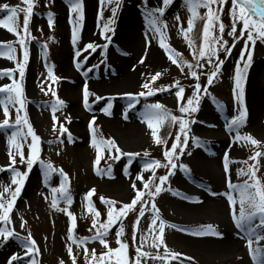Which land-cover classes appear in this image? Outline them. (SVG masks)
<instances>
[{
    "label": "rangeland",
    "instance_id": "1",
    "mask_svg": "<svg viewBox=\"0 0 264 264\" xmlns=\"http://www.w3.org/2000/svg\"><path fill=\"white\" fill-rule=\"evenodd\" d=\"M75 2L76 0H33L28 35H25L23 27L24 11H18L15 21L19 36L0 25V87L11 86L13 81L21 84L25 103L19 114L22 118L27 114L35 134L40 137L39 159L30 170L26 162L21 163L19 155L16 156L14 167L28 175L10 213L9 221H0V228H7L15 233L7 239L0 235V264H32L33 260L36 264H60L61 261L72 264L73 256L76 264H90V256L88 260L85 258V247L89 250L95 249L97 256L107 252L98 240L91 238L97 229L103 231L100 225L107 222L109 208L118 211L123 204L130 203L135 196L132 184H136V189L143 190L144 181L152 176L150 169L145 170V164L154 160L160 161L161 165L166 164L164 151L171 149L178 133L183 140L179 122L166 120L157 128V136L164 142H156L152 135L153 130L144 119L146 105L156 103L163 105L172 116L189 121L186 129L188 143L186 146L181 144L184 148L183 154L177 149L174 160L177 168L172 170L174 174L163 185L165 189L171 188V191H163L154 201L144 197L148 201L144 205L147 210L138 225L135 224L138 210L136 213L129 212L113 224L105 237L109 246L112 249L118 248L117 240L121 241L126 230L125 236L134 249L129 251L132 254L129 259L126 250L128 264H135L138 258L137 248L141 245L142 251L150 255L139 257L140 264H258L249 247L248 235L236 226L226 193L237 197L235 212L238 215V193H233L227 187V181L230 179L233 184H241L247 180L248 177L240 174V170L247 172L249 165L257 163L249 158L255 152H264V120L259 123L252 117L250 107V103L254 102L260 116L264 113V41L258 40L255 44L252 62L243 81L245 120L238 129H230L229 122L239 114L240 105L234 94L235 68L237 63L243 67L240 54L245 45L246 33L235 43L231 55L226 59L225 53L220 52L219 58L225 62L214 83L208 85L207 74L213 70V66L207 62V57L199 58L198 52L193 54V49L189 47L182 31L187 30L188 19L191 17L186 0H172L167 7L163 0H118V6L117 0H79L83 11L82 20L78 18L77 12L72 11ZM4 5L9 9L27 7L24 0H0V20L10 14L3 8ZM159 8L165 9L162 15L153 11ZM231 8L232 4L228 3L225 17L227 24L223 33V39L227 40L229 47L233 43V37L227 35L232 25ZM206 11L203 7L197 9L201 17ZM128 12L132 15L124 22ZM149 12L158 17L157 24L161 26L163 39L173 52L170 53L160 46L161 34L156 33L149 24ZM49 13L52 14L51 26ZM252 18L257 19L254 14ZM197 22L198 25L188 33L196 49L203 43L204 20L197 19ZM242 26V21L237 22L236 36H240ZM74 29L77 36L75 43ZM129 33L138 36V39L152 36L161 54L166 57V62L143 68L136 82L124 88L120 83L113 84V78H104L117 77L115 65L123 57L124 50H127L124 38ZM214 35H220L218 27L214 29ZM21 37L25 38V47L29 53L22 80L18 69V63L23 62L24 49L19 44ZM89 43L94 45L95 51L86 48ZM248 43L251 50L253 46L251 42ZM9 45L15 49L11 53L15 59L8 58ZM177 53L179 55H175ZM170 55H175L177 60L181 56L184 61L188 60L192 64L199 59L203 64V68H194L201 85L198 94L194 95L197 79L190 75L186 65L181 70V67L173 64L169 59ZM246 57L247 53L245 59ZM49 70L58 80H51ZM157 73L164 75V81H158L155 87H150L151 77ZM95 82L108 84L103 88L95 85ZM177 82L184 89L183 99L175 95L179 90L175 87ZM250 82L255 83L253 91L248 89ZM145 83H149V89L143 88ZM85 86L89 93L87 100L84 96ZM150 89L165 90L155 91L152 96L138 95ZM7 95L6 92H0V100H5ZM189 98H193L191 107L197 108L190 115L180 112L181 106L189 107ZM58 100L63 101V104L57 105L54 112L53 105ZM130 103L133 107H129ZM7 107L9 125L0 127V169H7L11 164L9 153L15 152V149L9 140L18 129L22 132L20 143L23 145L25 159L31 155L29 145L32 140L31 136H26L27 126L23 123L16 124L17 108L20 105L9 103ZM3 108L4 105L0 104V123L5 119ZM105 109L108 111L105 112ZM53 115L57 118L55 121ZM209 116L212 121L217 122L215 128H206L205 117ZM61 126L67 131L61 132ZM237 132L241 137L251 135L260 142L252 145L251 154L247 155L245 152L249 141L234 139ZM93 140L97 142L95 145ZM101 141L104 143H100ZM108 141H114L120 152H116L115 148L109 150ZM98 155L100 160L96 163ZM225 155L228 157V172L224 169ZM117 156L119 159L115 158ZM258 161L257 176L264 182V156L259 157ZM48 164L55 169L50 174H47ZM180 165L189 171H184ZM61 170L67 179L61 175ZM167 174L168 169L163 166L155 169L156 177ZM137 176H143L144 180H138ZM11 181L10 170L0 171V191L5 187L14 190L16 185ZM156 183H159L158 179ZM62 184L65 185L66 192L62 194L56 191L59 200L57 206L53 207V189H60ZM93 189V194L87 196ZM174 192L179 195H173ZM65 196L71 197V204L67 203ZM98 196H104L115 203L109 205L101 202ZM9 197L10 193H6L3 202ZM215 198L220 204V210H215L211 205ZM153 202L159 209L160 219L166 222L164 244L156 241L158 246H153L154 237L159 235L160 222L157 220L156 226L151 225L154 216L151 210ZM68 213L72 215L69 216ZM93 219L97 220L95 228ZM121 224L124 230L117 237L116 233ZM257 224L258 218L253 227ZM206 225L215 227L221 236L198 237L191 234ZM259 235L264 237V230H260ZM29 237L36 242L38 251L25 255ZM73 238L77 241L87 239L85 244L78 246L73 243ZM252 241L251 248L264 249V238L257 240L253 236ZM231 243H235L237 248L229 252L207 250L209 247L220 248ZM165 245L168 253H178L186 261L162 256L166 255ZM69 246L72 248V256L68 252ZM13 256H18L19 259L12 260ZM259 259L264 260V256ZM117 261L118 257L112 255L110 258L106 257L105 264H117Z\"/></svg>",
    "mask_w": 264,
    "mask_h": 264
},
{
    "label": "snow or ice",
    "instance_id": "2",
    "mask_svg": "<svg viewBox=\"0 0 264 264\" xmlns=\"http://www.w3.org/2000/svg\"><path fill=\"white\" fill-rule=\"evenodd\" d=\"M111 2V0H110ZM24 3L27 5L25 9H18V8H8L7 5H4L3 8L7 10L10 14L5 17L4 19L0 20V25L7 28L9 31L16 33L19 36V32L17 31V28L15 27V21L17 19V13L18 11H24V20H23V27L25 35H28V24H29V18L32 15L33 10V0H24ZM163 3L165 7H167L169 4L172 3V0H163ZM226 3V0H186V4L188 7V10L191 12V17L188 19V28L187 30H183L185 38L188 41V45L190 48L193 49V54L195 55L198 52L199 58H205L207 57V62L209 64H212L213 70L207 74V84L212 85L214 83L215 78L220 74L221 67L224 64V60L219 58L220 52L225 53V59L231 55L232 48L235 47V43L241 38L245 36L246 33V40L244 48L241 50L240 54V60L243 61V67L240 66V63H237L235 68V89L234 94L236 96V99L240 105L238 109V115L233 117L231 121L228 124V127L230 129H238L239 126L244 122L246 117V108L244 107V86L243 81L245 79V75L247 72V69L249 68L252 57H253V50L254 46L257 43V41H264V0H240L238 3V0H232V8H231V16H232V25L231 30L228 31L227 35L230 37H233V43L232 46H228L227 40L223 39V33L225 31V25L223 21L221 20V12L223 9V5ZM213 5H216L217 7H213ZM117 6H118V0H117ZM203 7L207 11L203 17L199 15L197 12V9ZM164 8L155 9L153 11L159 12L161 15L164 12ZM72 11L77 12L79 14V19H83V11H82V5L79 2V0H76L75 3L72 5ZM116 9H113V15H115ZM255 15L259 19H253L252 15ZM148 22L152 26L153 30L156 33L161 34L160 39V46L164 48L168 52H173L169 45H167L163 39V34L161 32V26H158V17H155L152 12H149L147 14ZM178 19V17H177ZM197 19L204 20L203 24V30H202V38L203 43L202 45L196 49L194 45V41L189 38L188 33L192 32L194 27V22ZM242 21V28L240 29V36H236L237 32V22ZM53 23L52 21V14L49 13V26H51ZM107 28V25L105 26ZM163 27H166V25H163ZM218 27L220 35H214V29ZM255 34V35H254ZM77 36L76 31L74 29L73 31V43L76 42ZM251 42V45L253 48L249 49V43ZM20 46L24 49L23 51V62L18 63V69L19 74L21 77V80L24 77L25 74V65L27 64L29 53L27 51V48L25 47V38L21 37L19 39ZM87 49H92L95 51V47L93 44L89 43L86 45ZM8 58L9 59H15L11 53L15 52V49L11 47V45L8 46ZM245 53H247V57L245 59ZM2 54V53H0ZM79 55V52L77 53ZM175 55H179L178 53ZM175 55H170L169 59L172 61L173 64H176L178 67H181V70H183V66L186 65L189 69L190 75L197 79V83L194 85V95L198 94L201 90V85L199 83V76L196 70H194L195 67L203 68V64L200 63V60L198 59L196 61V64L193 65L192 63H189L187 61H183L181 57V61H178L175 58ZM213 58H215V62H213ZM143 63V58L140 61ZM79 67V65H77ZM160 73H157L156 75L151 77L150 82H154ZM49 77L53 82L58 80L57 77L52 75L51 70H49ZM149 82V83H150ZM149 83H145L143 85V88L149 89ZM176 88L179 90L176 91L175 95L179 99H183V93L184 89L183 87L179 86V83L177 82L175 85ZM44 90L43 88L41 89ZM49 90H51V86H49ZM165 89H156L155 91H164ZM154 90H148L146 92H140L138 95L140 96H152L155 94ZM206 91V89H205ZM0 92H6L8 93L5 100H0V104L4 105L3 108V114L5 116V119L2 123H0V127H7L9 125V109L7 105L9 103L16 104L18 103L20 105L19 108H17V116H16V124L20 125L23 123V125L27 126V134L26 136H31L32 143L29 145L31 155L25 159L24 153H23V145L20 143V138L22 136L21 130H17L12 133L11 138L9 140L10 145H12L15 149V152H10V160L11 164L8 166L7 169H0V171H8L10 170L12 173V184L16 185L14 190L10 187H5L3 191H0V221H3L7 223L10 219V213L13 210L14 204L21 192V189L25 183L26 177L28 175L27 172L21 173L17 171V169L14 167L16 164V156L19 155L20 162L27 164L28 169L30 170L32 168V165L36 162V160L39 159L38 153H39V141L40 137L35 134V131L32 127V125L29 123L27 114L25 113V116L22 118L20 116L21 109L24 108V99H23V89L21 84L17 83L16 81H13L12 85H5L3 87H0ZM14 93V95H13ZM53 95H55V92H53ZM89 95L87 86L84 88V96L85 100H87V96ZM132 95V94H127ZM99 99V97L97 98ZM198 103V100L196 101ZM63 101H57L56 105H53V111L55 112L57 105H62ZM187 104L189 107H180L181 113H188L189 115L192 112H196V107H191L193 105V98H189L187 100ZM111 105H109V108ZM129 107H133V105L130 103ZM105 112L108 111V109L104 110ZM57 118L55 115H53V120L55 121ZM95 118H93L94 120ZM144 119L148 123L149 128H151L152 135L156 139V142L163 143L158 136H157V128L162 125L166 120H170L172 123L179 122V130L180 133H183V140L181 135L178 133L175 137V141L171 145L170 150L164 151L163 155L165 159L167 160V163L164 165H161L160 161H152L150 163L145 164V170H151L152 176L144 181L143 183V190L136 189V184H132V188L135 190V196L131 200L130 203L123 204L122 207L119 208L118 211H115L113 208H109L107 213V222L100 225V228L103 229V231H100V229H97L95 235L91 238L93 240H98L101 245L105 249H107V252L101 253L99 256H97L95 249L89 250L87 247L84 248V254L86 260L89 259L90 256V264H105V259L110 258L112 255H116L118 257L117 264H128V260L125 257V253L127 248L129 247L128 244L121 242L119 239L117 240V243L119 244V247L116 249H112L108 241L105 239L108 229L115 224L118 220H121L122 217L126 216L129 212L136 213L138 210V216L137 220L135 222L136 225L139 224L140 218L144 217L145 211L147 210L145 208V204L148 203L147 200L144 199L145 196L152 198L153 201L156 196L160 195L163 191H171V188L165 189L163 185L169 180V176L173 175L174 169L177 168V164L174 162L175 160V153L177 152V149H179L180 154H183L184 148L181 147V144L187 145L188 143V136L186 129L188 128L189 121L184 120L182 117H176L172 116L167 109L164 108L163 105L156 103L151 105H146V111L144 113ZM67 131L66 129L61 126V132ZM26 136L24 138H26ZM235 140L239 141L241 139L249 141L252 145H258L260 142L251 137V135H247L244 137H241L239 133L237 132V135L234 137ZM97 142L93 140V144L95 145ZM100 143H104L101 141ZM109 146V150L111 148H115L116 152H120V149L115 146L114 141H108L107 142ZM132 155V154H129ZM138 155V154H137ZM147 156L148 153H145ZM264 156V152H255L253 156H251L249 159L256 161V164H252L248 166V171L245 172L243 169L240 170V174L245 175L248 177L247 180H245L241 184H233L231 183V180L229 179L227 181V187L232 189L233 193H238V200H239V214L236 215L235 212V206L237 204V197L234 196L232 193H226L228 202L232 206L233 209V219L235 220L237 228L243 229L246 234L248 235V244L249 247L253 253V258L258 260V264H264V260H260L259 258L261 256H264V249H261L259 247L257 248H251L252 245V237L255 236L257 240L262 239L264 237H261L259 235L260 230H264V182L261 181V179L257 176L258 171V158ZM116 159H119V157H115ZM100 156H97L96 163H99ZM165 167L168 169L167 175H162L159 177H156L155 175V169L158 167ZM180 167L184 168V171H189L185 166L180 165ZM224 169L226 172L229 171L228 167V157L225 155L224 157ZM52 171H55V169L52 167L51 164L47 165V174H50ZM110 171V169H109ZM61 175L65 176V179H67L66 175L61 170ZM138 180H144L143 176H137ZM159 180V183H156V180ZM60 191L62 194L66 192V188L61 185L60 189H53V192ZM94 192V189L90 191L87 196H91ZM6 193H10L9 199H7L6 202H3V197ZM173 195H179L178 192H174ZM215 195V193H213ZM65 199L68 204H71L72 200L70 196H65ZM102 202H105L109 205H113L115 202L111 200L105 201L103 197H101ZM137 205H139V208L137 209ZM52 206H57V200L54 198L52 201ZM151 210L154 213L153 219L151 221L152 226L157 225V220H159L158 230L159 235L155 236L153 239V246H158L156 244V241H159V244H164L163 239V233L165 230L166 222L160 219L159 216V209L157 208L155 202L151 203ZM63 211H66L64 209ZM69 216H71V213H68ZM96 216H99V213H96ZM259 219V224H257L255 227H253V224L256 219ZM93 227L95 228L97 225V220L93 219ZM23 227V224L21 225ZM75 226V220L73 219V227ZM170 227L175 228L176 225H169ZM123 225L121 224L120 230L116 233L117 237H120L123 233ZM153 230H155L153 228ZM71 232V229L69 230ZM193 236H221V233L217 231L215 227L212 225H206L201 226L198 230L193 231L191 233ZM0 235H3L5 239L12 237L15 235L13 230H9L7 228H0ZM87 238L81 239L77 241L73 238V243H76L78 246L81 244H85ZM144 238L142 237V240ZM36 242L34 240H31L29 237V243L27 244L28 251L25 253V255L34 254L38 251L36 248ZM69 255L72 256V248L69 246L68 248ZM165 252L166 255H170L173 259L179 258L180 254L178 253H168L167 247L165 245ZM150 254L148 252L142 251V245L141 247L137 248V260L135 261V264H140L139 257H148ZM159 259H164V257H154ZM18 256H13L12 260H18ZM190 259V258H189ZM11 264V262H10ZM32 264H36L35 260L32 261ZM60 264H64L63 261L60 262ZM72 264H76V258L75 256L72 257Z\"/></svg>",
    "mask_w": 264,
    "mask_h": 264
},
{
    "label": "bare ground",
    "instance_id": "3",
    "mask_svg": "<svg viewBox=\"0 0 264 264\" xmlns=\"http://www.w3.org/2000/svg\"><path fill=\"white\" fill-rule=\"evenodd\" d=\"M132 15L130 12H128L126 16V22L128 18H130ZM125 47L127 50H124L123 57L119 58L115 65V71L117 73V77L111 76V77H105L104 79H110L112 80L113 84L120 83L124 88H128L131 85H133L136 80L138 79L140 72L143 68H146L148 66L152 65H160L162 63L166 62V57L161 54L160 50L158 49L156 41L152 38V36L148 39H138V36H135L133 33H129L125 38ZM143 58V63H141V59ZM107 74V73H105ZM106 76V75H104ZM99 77V76H98ZM96 80H99L98 78ZM94 81V80H93ZM108 82L101 84L96 83L95 85H98V87H106ZM250 88L249 90L253 91V87L255 86L254 82H250L249 84ZM250 91V92H251ZM251 107V115L252 117L256 118L259 123H261L264 120V113L261 114L257 109V106L254 102L250 103ZM205 125L206 128L212 129L216 127L217 122L212 121L211 117H205ZM258 127V126H257ZM127 132V131H126ZM131 132V131H129ZM132 134V133H131ZM210 163H214L213 161H210ZM213 203L211 204L212 207L215 210H220V204L217 203V199L212 200ZM237 248L235 246V243H231L230 245L227 244L226 246H222L220 248H207V250L215 251V252H229L232 251V249Z\"/></svg>",
    "mask_w": 264,
    "mask_h": 264
},
{
    "label": "trees",
    "instance_id": "4",
    "mask_svg": "<svg viewBox=\"0 0 264 264\" xmlns=\"http://www.w3.org/2000/svg\"><path fill=\"white\" fill-rule=\"evenodd\" d=\"M240 2V0H238V3ZM228 3H231L232 4V0H226V3L223 5V9H222V12H221V20L223 21V23H224V25H225V28H226V20H225V17H226V11H227V4ZM257 19H259L258 17H257ZM198 23L199 22H197V20H195V22H194V27H196L197 25H198ZM178 60L179 61H181V56H179V58H178ZM182 60L184 61V58L182 57ZM187 62H189L188 60H186ZM182 62V61H181ZM196 64V63H195ZM194 63H193V65H195ZM164 75H160V76H158V78L154 81V82H152V84L150 85V87L152 86V87H155L156 86V83L158 82V81H160V82H163L164 81V79L162 78ZM158 84V83H157ZM251 150H252V144L250 143H247V145H246V150H245V152H246V154L247 155H249V154H251ZM243 159H241V161H242ZM99 197V199H100V201L102 202V200H101V197H103L104 199H105V201H107V200H109L108 198H106V197H104V196H98ZM105 203V202H104ZM138 206V205H137ZM125 233H126V230L124 231V235H123V237L121 238V242H123V243H126V244H128L129 245V247H128V249H127V255H128V259H129V257L131 258L132 257V254L129 252V251H131L133 248H132V246L129 244V242H128V239H127V236H125ZM124 236H125V238H124ZM134 250V249H133ZM132 250V251H133ZM126 254V253H125ZM162 256H166V257H170V258H172L170 255H162ZM176 259H181V260H184V261H186V259H184V258H182V257H180L179 256V258H176Z\"/></svg>",
    "mask_w": 264,
    "mask_h": 264
}]
</instances>
